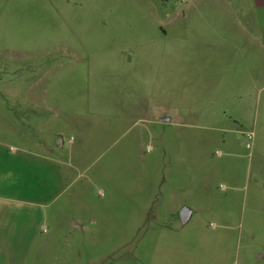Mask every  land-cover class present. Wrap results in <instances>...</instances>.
<instances>
[{
    "label": "rangeland",
    "instance_id": "374dc122",
    "mask_svg": "<svg viewBox=\"0 0 264 264\" xmlns=\"http://www.w3.org/2000/svg\"><path fill=\"white\" fill-rule=\"evenodd\" d=\"M119 1L0 0V264H264V15Z\"/></svg>",
    "mask_w": 264,
    "mask_h": 264
},
{
    "label": "crops",
    "instance_id": "0c3cea01",
    "mask_svg": "<svg viewBox=\"0 0 264 264\" xmlns=\"http://www.w3.org/2000/svg\"><path fill=\"white\" fill-rule=\"evenodd\" d=\"M131 1L135 0H122L124 3ZM147 1L153 8L151 11L153 18L158 16L159 0ZM162 1L166 5L170 0ZM263 15L264 0H184L181 11L172 10L170 13H164V17L159 20L156 18L155 22L161 27L164 37L177 39L180 47L182 41L188 38L192 41V51H215L214 41L220 27L235 24L242 33H249L248 25L255 29L261 28L259 16ZM170 29L172 33H169ZM177 51L180 50L177 48ZM186 209L190 221L194 212Z\"/></svg>",
    "mask_w": 264,
    "mask_h": 264
},
{
    "label": "water",
    "instance_id": "95a60500",
    "mask_svg": "<svg viewBox=\"0 0 264 264\" xmlns=\"http://www.w3.org/2000/svg\"><path fill=\"white\" fill-rule=\"evenodd\" d=\"M59 140H61V137H59ZM180 215H181L183 223H186L189 219L188 210L186 208L182 209V211L180 212Z\"/></svg>",
    "mask_w": 264,
    "mask_h": 264
}]
</instances>
